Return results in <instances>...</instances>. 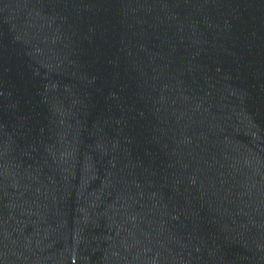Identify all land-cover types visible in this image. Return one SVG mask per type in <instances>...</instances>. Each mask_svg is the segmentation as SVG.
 Wrapping results in <instances>:
<instances>
[{
	"label": "water",
	"instance_id": "obj_1",
	"mask_svg": "<svg viewBox=\"0 0 264 264\" xmlns=\"http://www.w3.org/2000/svg\"><path fill=\"white\" fill-rule=\"evenodd\" d=\"M0 264H264V0H0Z\"/></svg>",
	"mask_w": 264,
	"mask_h": 264
}]
</instances>
